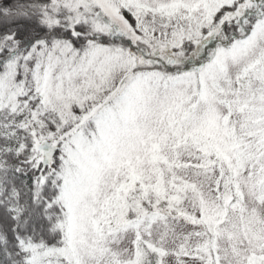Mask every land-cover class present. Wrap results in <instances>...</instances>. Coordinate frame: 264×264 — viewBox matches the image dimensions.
Here are the masks:
<instances>
[{"label": "snow or ice", "instance_id": "6c2138e0", "mask_svg": "<svg viewBox=\"0 0 264 264\" xmlns=\"http://www.w3.org/2000/svg\"><path fill=\"white\" fill-rule=\"evenodd\" d=\"M0 264H264V0H0Z\"/></svg>", "mask_w": 264, "mask_h": 264}]
</instances>
